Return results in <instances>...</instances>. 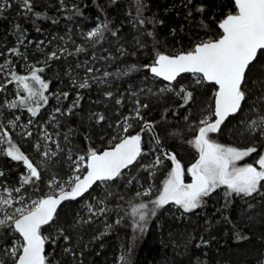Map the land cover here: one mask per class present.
<instances>
[{"label": "trees", "instance_id": "trees-1", "mask_svg": "<svg viewBox=\"0 0 264 264\" xmlns=\"http://www.w3.org/2000/svg\"><path fill=\"white\" fill-rule=\"evenodd\" d=\"M8 3L11 7L0 13V64L8 61L9 66L7 79L0 74V132H7L11 138L23 127L31 133L18 136L17 145L29 159H39L42 180L32 189H24L26 195L40 199L50 194L47 183L51 177L66 181L72 175L69 155L75 158L87 156L89 150L108 149L119 136L141 131L145 121L154 125L160 141L157 145L151 131L142 132L145 154L121 177L97 183L84 197L57 210L55 223L42 228L49 236L45 245L48 264H122V256L129 264H264V195L233 196L226 202L223 189H218L204 198L201 208L191 213L181 211V215L165 205L150 216L143 233L134 229L138 216L132 215L134 207L157 197L164 173L172 167L171 161L164 159L153 173L140 169L150 164L161 148L176 155L184 168V180L189 182L187 169L198 156L189 141L215 90L210 84H196L192 75H183L173 87L184 85L193 92V99L181 107L180 96L160 92L163 82L153 78L145 66L154 62L157 53L173 56L201 41L219 38V22L235 12L232 0H31L32 12L22 8L21 0ZM201 6L204 11H197ZM105 24L102 36L87 38L90 30ZM14 48L21 55L10 51ZM53 52L58 58H49ZM260 60L264 61V56ZM41 67L44 71L38 74L49 88L44 93L47 104L41 102L38 114L33 117L26 107L4 106L5 97L11 93L17 102L26 96L12 80V72L30 76L33 68ZM249 77L242 111L229 117L219 133L212 134L216 142L226 146L257 147L258 152L239 161V166L256 164L264 153L259 128L255 132L248 128L252 121L264 118V72L258 65ZM84 81L89 87L80 88ZM137 101L148 105L140 109L143 120L134 118ZM75 103L77 107H73ZM99 115L105 117L102 122L97 120ZM125 116L131 127L128 133H121L117 125ZM41 126L55 143L45 144L38 137ZM34 141L41 147L49 146L55 155L40 157L33 148ZM0 148L6 149L7 143ZM24 171L22 162L0 152V188L18 186ZM137 180L152 187L150 196L135 195ZM90 197L99 202L98 209H103L99 215L82 209L83 201ZM237 233L247 239L238 240ZM17 236L8 228L0 229V259L5 264L15 263L3 249ZM64 236L69 239L65 241Z\"/></svg>", "mask_w": 264, "mask_h": 264}, {"label": "snow or ice", "instance_id": "snow-or-ice-1", "mask_svg": "<svg viewBox=\"0 0 264 264\" xmlns=\"http://www.w3.org/2000/svg\"><path fill=\"white\" fill-rule=\"evenodd\" d=\"M188 3H191V0H188ZM21 5L26 12H32L31 0H21ZM234 5L235 12L227 14L218 24L221 30L219 38L201 41L191 50L173 56L157 53L154 62L145 66L153 77L167 82L165 87L160 89L161 92H175L180 96L183 101L181 107H185L193 99V92L184 85H179L178 89L173 87V82L177 81L182 73H191L195 77L196 84H210L215 90L212 93L213 101L207 109V114L199 120L195 128V136L189 141L198 153L195 163L187 169L192 182L185 183L184 168L173 153L162 151L161 154L155 156L151 165L144 166L145 170L158 167L164 159L170 160L172 165L157 197L148 203H140L132 209V215L138 216V220L134 221V229L141 233L146 230L150 216H155L158 209L169 203L182 209L184 213H191L201 208L204 198L211 196L218 189H223L226 202L233 196L246 198L264 195V154H260L256 161L258 167L253 164L238 166L239 161L257 153V147L239 149L218 143L212 138V134L219 133L221 126L230 116L242 111V105L247 97L246 89L250 82L249 73L258 65L259 69L264 72V61L260 60V57L264 56V0H234ZM6 7H11L8 0H0V13L4 12ZM197 11L203 12L204 8L198 7ZM36 15L39 16V14ZM140 23L143 24L144 21L141 20ZM106 28V24L97 26L87 33V38L95 39L102 36V31ZM20 43H23V40H20ZM39 43L43 44V41ZM10 51L21 55L18 49L14 48ZM77 51H82V49L78 48ZM49 58L58 57L53 52ZM43 71L42 67L33 68L30 76L17 75L12 72V80L26 93V96L18 102H12L9 107H26L33 117L38 114L41 102L47 104L48 101L44 93L48 90L49 84L38 74ZM89 71L92 70L89 69ZM107 75L109 74L105 73V76ZM255 79L252 78V81L255 82ZM78 86L87 88L89 84L84 81ZM261 86L264 88V81H261ZM63 95L67 98L68 94ZM107 95L111 96V93ZM116 103L120 104L121 100L118 99ZM136 104L134 118L143 120L140 109L147 108L148 105H140L139 101ZM77 106L78 103L73 105V107ZM55 111L59 112L60 109L57 108ZM70 113L71 109L68 110V114ZM104 119L103 115L97 117L98 122ZM185 119L187 120V117ZM127 121L128 117H125L124 123L117 125L123 133H128L131 127ZM248 128L251 132L259 128L260 135L264 137V118L260 121H252ZM153 129L154 125L145 121L141 132ZM28 135L30 136L31 133L29 132ZM46 139H51V137L46 136ZM153 139L159 145L158 137L153 136ZM113 140H117V137L114 136ZM4 143H7V148H0V152L13 161L22 162L26 168L27 175L21 177L22 185L35 186L41 181L42 175L38 167L12 142L7 132L0 134V144ZM34 147L37 151L41 150L40 144ZM57 149L61 150L59 144H57ZM144 154L140 133L121 135L118 142L103 152L89 150L87 156L79 155L75 158L69 155L68 159L73 165L71 169L73 175L66 181L58 180L55 176L51 177L47 186L52 191L40 199L31 200L25 205L23 197L20 201H14L11 196L12 190L5 189L8 197H0V206L12 208L14 202L21 205L13 208L11 213L5 214L0 219V229L8 228L18 233L12 246L3 249L5 255H9L15 264H48L45 245L49 241V236L42 233V228L55 223L58 206L64 201L82 197L98 181L109 182L121 177L123 171L135 164ZM41 155L48 157L55 153L46 149L41 152ZM2 175L3 172H0V176ZM20 190V188L14 189L16 192ZM151 191L149 187L143 191H137L136 196H150ZM149 204L152 205L151 208ZM58 232L63 235L62 229H58ZM236 238L238 240L247 239L239 233ZM68 239L64 236L65 241ZM52 242L55 243V240L53 239ZM201 243L206 244L202 238ZM200 246L201 244L196 245V247ZM121 262L129 264L124 256L121 257ZM0 264H5V262L0 259Z\"/></svg>", "mask_w": 264, "mask_h": 264}, {"label": "rangeland", "instance_id": "rangeland-1", "mask_svg": "<svg viewBox=\"0 0 264 264\" xmlns=\"http://www.w3.org/2000/svg\"><path fill=\"white\" fill-rule=\"evenodd\" d=\"M93 30V29H92ZM92 30H90V31H92ZM0 66H2V67H0V74L2 75V77H3V79H7V77H8V74H9V66H8V61H5V62H3L2 64H0ZM29 67H31V66H29ZM28 70H26L25 72H27ZM192 79H193V81L195 82V77H193V75H192ZM196 83V82H195ZM165 83H163V85L162 86H160L158 89H159V91H160V89L161 88H163V87H165ZM0 86H3V84H1ZM177 89H178V87H177ZM161 92V91H160ZM163 93H173V94H176L175 92H163ZM12 102H14V97H13V94L11 93V94H9V96H6L5 97V99H4V106H6V107H8L9 106V104H11ZM207 109H208V107L202 112V114H201V116L199 117V120L204 116V115H206L207 114ZM126 117V116H125ZM124 117V118H125ZM199 120H198V122H199ZM128 122V121H127ZM198 122H197V124H198ZM124 123V120H123V122H122V124ZM129 123V122H128ZM9 132V131H8ZM29 132L28 131H26V129H24L23 127H20L18 130H16V134H15V136H13L12 135V137H11V140H12V142L18 147V145H17V142L19 141V137L20 136H23V137H25L27 134H28ZM121 133H123V132H121ZM0 134H2L1 132H0ZM19 136V137H18ZM46 136L47 137H51V139H46ZM38 137H40L41 139H44V142H45V144L46 143H50V141H52L53 143H55V140L53 139V137L51 136V134H49L47 131H46V129L43 127V126H41L40 127V132H39V136ZM34 143V145H36V144H38L36 141H34L33 142ZM33 148L36 150V148L33 146ZM41 149L42 150H40L39 152H40V157H42V158H48V157H44V156H42L41 155V152L42 151H44V150H46V149H50V147L49 146H47V145H43L42 147H41ZM53 152V151H52ZM159 154H161V152H156L154 155H153V159L151 160L152 162L150 163V164H148V165H151L152 163H153V161H154V159H155V156L156 155H159ZM264 154V153H263ZM162 159H163V157H162ZM31 160V159H30ZM37 167H38V170L40 171V161H39V159L38 158H36V160L34 159V160H31ZM164 161V160H163ZM163 164V163H162ZM161 164V165H162ZM146 165V164H145ZM145 165H141V167H140V169H145ZM254 166H257L258 167V165H256V164H253ZM238 166H239V164H238ZM243 166H245V165H243ZM25 167V166H24ZM159 167V166H158ZM154 168H156V167H154ZM154 168H151V169H148V171H149V174L150 173H153L152 172V170L154 169ZM170 170L171 169H169L167 172H165L164 173V176H163V179H162V182H161V186H160V189H159V192L162 190V187H163V183H164V181L167 179V177H168V173L170 172ZM23 175H27V172H26V168H25V171H24V174ZM22 175V176H23ZM72 175H73V173H72ZM71 175V176H72ZM21 176V177H22ZM70 176V177H71ZM21 177H20V179H19V182H18V186H16V187H14V188H8V187H3V188H0V197H3V198H7L8 197V193L5 191V189H8V190H12V192H11V196H12V198H14V201H20L21 200V198L23 197V203L26 205V204H29L30 202H31V200H34V199H36V198H34L32 195L30 196V195H26L25 193H24V189H32V187H33V185L32 184H28V185H22V183H21ZM135 177V176H134ZM134 177H132L130 180L131 181H133V178ZM136 179L138 178V177H135ZM138 181V180H137ZM136 181V183H137V191H143L144 189H146V188H149V187H151V186H143V185H141L140 184V182L138 181L137 182ZM47 185H48V183H47ZM48 187V186H47ZM16 188H20L21 190H20V192H16V191H14V189H16ZM49 189V188H48ZM151 189H152V187H151ZM50 190V189H49ZM136 191V192H137ZM135 195H136V193H135ZM171 209H173L174 211H177L178 213H179V215H181V211H182V209H180V208H178L177 206H175L174 204H171V203H169V204H167ZM18 206H21L19 203H13V207L12 208H8L7 206H0V219H2L4 216H5V214H9V213H11L12 211H13V208H15V207H18ZM97 206H99V202L95 199V198H93V197H90V198H86L84 201H83V203H82V209H84V210H86L87 211V213L88 214H91V215H95V214H97V215H99L100 213H101V209H98V207ZM90 209H91V211H90ZM93 213H95V214H93ZM16 238H13V239H11V242H10V245H9V247L8 248H10L11 246H12V244H13V241L15 240Z\"/></svg>", "mask_w": 264, "mask_h": 264}, {"label": "water", "instance_id": "water-1", "mask_svg": "<svg viewBox=\"0 0 264 264\" xmlns=\"http://www.w3.org/2000/svg\"><path fill=\"white\" fill-rule=\"evenodd\" d=\"M116 1H124V0H116ZM232 2H233V4H234V0H232ZM234 7H235V5H234ZM219 28V27H218ZM220 30V29H219ZM220 33H221V30H220ZM166 55V54H165ZM149 73H150V71H149ZM150 75L152 76V74L150 73ZM183 75H192L191 73H182L179 77H181V76H183ZM153 77V76H152ZM178 77V78H179ZM153 78H155V79H157V80H160L161 82H163V83H165V84H167V82L166 81H163L162 79H160V78H157V77H153ZM177 78V79H178ZM174 83V82H173ZM1 86H0V92H1ZM234 116V115H233ZM230 117H232V116H230ZM151 131V133H152V135L153 136H155V132H154V130H150ZM137 133H140L141 135H142V132L141 131H139V132H137ZM137 133H135V134H137ZM135 134H133V135H135ZM109 149V148H108ZM108 149H105V150H108ZM105 150H103V151H105ZM161 150L163 151V152H169V153H171L170 151H168L167 149H164V148H161ZM103 151H101V152H103ZM197 158H198V156H197ZM196 158V159H197ZM196 161V160H195ZM195 161H194V163H195ZM191 167V166H190ZM125 170H127V169H125ZM124 170V171H125ZM190 175V174H189ZM109 182H111V181H109ZM192 182V180H191V176H190V180H189V182H185V183H191ZM97 183H102V182H97ZM96 183V184H97ZM95 184V185H96ZM95 185H93L92 186V188L95 186ZM92 188L89 190V192L92 190ZM89 192H87V193H85L82 197H84L86 194H88ZM82 197H79L78 199H76V200H69V201H64V202H62L61 203V205H59L58 206V208H57V210L63 205V204H65V203H68V202H73V201H77V200H79V199H81ZM15 264V263H14Z\"/></svg>", "mask_w": 264, "mask_h": 264}]
</instances>
